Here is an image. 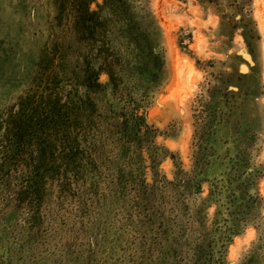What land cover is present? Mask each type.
<instances>
[{
  "label": "rangeland",
  "instance_id": "obj_1",
  "mask_svg": "<svg viewBox=\"0 0 264 264\" xmlns=\"http://www.w3.org/2000/svg\"><path fill=\"white\" fill-rule=\"evenodd\" d=\"M124 2L165 61L141 110L149 150L115 128L143 84L115 17L109 52L128 59L92 87L94 120L67 140L7 139L27 96L90 84L68 75L73 49L56 67L71 2L0 0V264H264V0Z\"/></svg>",
  "mask_w": 264,
  "mask_h": 264
},
{
  "label": "trees",
  "instance_id": "obj_2",
  "mask_svg": "<svg viewBox=\"0 0 264 264\" xmlns=\"http://www.w3.org/2000/svg\"><path fill=\"white\" fill-rule=\"evenodd\" d=\"M66 1L72 3L74 34L67 46L63 44L58 49L60 56L56 67L65 72L64 67L69 55L68 52L73 49L72 55L75 65L72 73L68 75L73 80L88 81L90 84L88 91L81 95L74 93L64 95V93L50 90L49 85H47V89L40 96H27L19 103L18 110L4 121L7 139H15L17 143H23L32 133L45 135L49 139L53 135L59 134L67 140L73 138L75 131L82 132L94 120L92 113L95 109V103L92 99L94 93L92 87H104L99 83L100 74L105 72L109 75L111 82L108 87L114 86L115 81L123 80L119 67L122 58H125L124 53L109 52L111 49L109 36L115 34L112 33L110 21L115 17L121 24L118 38L124 44L133 43L138 46V50L132 54L134 57L132 62L136 65V72H139L135 73L138 75V81H143V84L139 85V88L142 89L141 100L139 103L135 100L130 104L128 103L127 109L129 111L124 112L123 109L119 115L113 118L116 122L115 128L119 130L120 134H124V139L127 141L136 140V136H139V148L149 150V147L152 148L155 145L153 141L155 134L147 122V114L141 110L147 100L149 88L154 81L159 79L165 68L162 52H159L158 47L150 42L147 34L144 33L142 40H139V30L134 24L135 16L124 0H103V5L99 6L98 11L91 10L90 5L95 0ZM94 60L97 61L96 66ZM43 61H45L43 66L50 63L48 54ZM52 73H54L55 79L60 76L59 70L52 69L50 75ZM62 76L67 77L66 73H63ZM2 127L3 125L0 124V130ZM149 156L151 160L152 158L155 159L152 152L149 153Z\"/></svg>",
  "mask_w": 264,
  "mask_h": 264
},
{
  "label": "snow or ice",
  "instance_id": "obj_3",
  "mask_svg": "<svg viewBox=\"0 0 264 264\" xmlns=\"http://www.w3.org/2000/svg\"><path fill=\"white\" fill-rule=\"evenodd\" d=\"M250 236H251V233L249 234ZM236 257H235V255L233 256V259H235Z\"/></svg>",
  "mask_w": 264,
  "mask_h": 264
}]
</instances>
